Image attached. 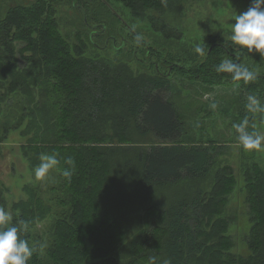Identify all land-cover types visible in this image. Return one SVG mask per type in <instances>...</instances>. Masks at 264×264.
<instances>
[{"label":"trees","instance_id":"obj_1","mask_svg":"<svg viewBox=\"0 0 264 264\" xmlns=\"http://www.w3.org/2000/svg\"><path fill=\"white\" fill-rule=\"evenodd\" d=\"M62 1L80 9L87 25L95 21L93 31L109 33L106 37L113 40L114 26L119 21L126 25L115 3L129 9L135 19L148 17L167 38L180 39L182 34L166 23L164 15L182 11L187 0H96L95 8L88 0H18L0 19V103L6 87L11 92L19 89L28 103L22 107V120L14 126L6 122L3 129L5 133L18 129L28 116L33 121L22 133L33 131L23 144L30 167L39 166L41 155L56 154L60 161L54 167L58 179L47 190L28 184L24 187L28 197L11 205L13 224L30 222L28 231L20 234L37 249L28 264H264V168L254 152L245 157L251 162L244 170L251 223L246 256L235 251V240L227 235V200L237 183L229 165L218 166L210 190L196 186L193 195L167 210L161 224L154 221L140 229L127 246L122 213L113 207L111 197L119 148L110 145L120 138H158V143L139 150H121L140 164L138 181L144 185L185 179L196 185L193 180L207 178L227 152V144L184 139L185 123L171 94L173 77L203 85H242L243 80L215 70L222 60L232 59L256 73L254 81L243 85L264 104V60L259 53L215 34L206 35L200 44L204 56L190 48L174 52L144 39L135 45L128 38L123 45L135 47L128 55L138 63L136 72L129 61L110 64L87 56L89 45L82 37L72 44L60 31L56 5ZM88 40L92 42L90 35ZM139 50L146 55L139 56ZM44 88L53 89L57 100L43 94ZM247 119L252 131L258 115L249 113ZM67 159L74 160V168ZM70 168L69 182L63 171ZM55 215L49 233H39L38 227Z\"/></svg>","mask_w":264,"mask_h":264},{"label":"rangeland","instance_id":"obj_2","mask_svg":"<svg viewBox=\"0 0 264 264\" xmlns=\"http://www.w3.org/2000/svg\"><path fill=\"white\" fill-rule=\"evenodd\" d=\"M16 1L18 0H0V19L5 15L8 6L15 4ZM88 2L91 8L98 6L96 0H88ZM250 5L251 0H187L184 2L182 11H167L164 15L166 23L182 34L180 39H169L162 32L153 28L148 17L135 19L129 9L115 3L114 6L126 25H122L119 21L116 27L114 26L113 37H111L113 40H109V36L106 37L109 33L104 36L97 34L99 31H93L95 21L91 20L93 24L87 25L83 19V13L70 2L62 1L56 6L61 33L72 44L79 42L78 37L84 38L89 45L87 56L105 60L110 64L129 61L132 68L139 72L137 61L128 55L130 53L128 50L134 49V45H123V40L128 41V38L136 43L135 38H132L135 32L142 34L144 40L150 45L155 44L162 48L167 46L168 50L172 49L174 52L182 53L188 48L194 50L196 44L205 42L208 34L221 35L231 40L234 16L246 11ZM133 25H135L136 31L132 30ZM101 28L104 29L103 26ZM118 32H120L119 35H116ZM88 35L91 36L92 42L88 40ZM145 55V51L139 50V56ZM252 57L251 62L255 59V56L252 55ZM261 59L264 60V58ZM173 78L171 94L185 123L187 134L184 139L191 142L225 143L227 152L221 156V162L211 170L210 174L206 175L207 178L193 180L197 182L196 185L186 179L162 185H144L138 181L140 164L135 157L127 159V155L121 153V150L131 147L139 150L140 147L158 143V138L153 135L135 136L129 139L120 138L119 140L122 141L117 139L115 144L110 145L119 148L117 150L119 154L115 153L119 160V166L114 174L115 185L112 188L113 192L111 190V197L114 202L113 207L122 213L120 221H122L127 237L125 246L140 229L153 224L154 221L158 225L161 224L167 216V210H170V207L178 203L180 199L193 195L192 191L196 186L201 185L206 190H210L216 181L215 174L218 166L229 165L233 168L237 183L235 191L227 200L226 218H230L227 235L235 240V251L246 256L250 253L247 240L251 223L248 215V193L244 170L251 162L249 158L245 157L254 152L255 160L264 168V149L245 151L238 141V133L233 128V124L247 119L248 114L251 113L246 109L247 97L254 95L258 98V95L245 88L244 83L242 85L240 83H235L236 85H203L197 81L192 82L193 80L186 81L181 76ZM6 89L7 87L2 89V91H6V98L0 103V137L3 136L0 140V208L6 207L7 212L11 214V205L28 197L24 190L26 185L39 187L38 189L41 191L42 188L47 190L58 179V171L53 168L43 179L35 177L37 167L32 169L29 160L23 153V144H27L28 137L32 136L33 131L28 135H24L22 131L28 124L31 125L33 121H30L31 118L25 117L23 124L18 129L12 128L8 133H5L3 129L5 123L8 122L9 125L13 124L12 126H14L15 121L22 120L24 112L22 107L28 104L27 96L21 91L18 92L19 89L16 92ZM40 90L43 94L54 95V100H57L53 89ZM49 101L52 100L49 98ZM212 104L216 105L215 109L211 107ZM256 114L258 115V119L255 121L256 130L264 134V115L261 113L260 117V113ZM129 154L132 155L133 152ZM44 194L47 195L45 191ZM55 219L56 215L42 223L38 227L39 233L47 235L52 221L54 222ZM121 247L124 248V244Z\"/></svg>","mask_w":264,"mask_h":264},{"label":"clouds","instance_id":"obj_3","mask_svg":"<svg viewBox=\"0 0 264 264\" xmlns=\"http://www.w3.org/2000/svg\"><path fill=\"white\" fill-rule=\"evenodd\" d=\"M234 21L230 35L233 44L246 48L249 53H259L260 57L264 58V0H251L248 9L236 14ZM132 30L136 31L135 25L132 26ZM143 39L142 34L135 36L138 45ZM194 51L200 56H204L206 52L200 44L194 46ZM236 60H239V57H236ZM215 70L230 73L234 81L243 80L246 84L256 79V73L232 59L222 60ZM211 107L215 109L216 105L212 104ZM246 109L251 113H264V104L256 96L249 95ZM248 127V119L233 124V128L238 133V141L243 149L245 151L264 149V134L256 130L255 124L251 125L252 131H249ZM40 161L39 166L35 169L37 179H43L51 169L60 163L56 154L41 155ZM66 163L73 168L75 166L72 159H67ZM63 176L70 182L72 169H65ZM12 221V215L5 209L0 208V264H28L37 249L30 246L29 242L21 238L20 234L28 231L30 222L20 220L13 224ZM42 247L44 245H41Z\"/></svg>","mask_w":264,"mask_h":264}]
</instances>
